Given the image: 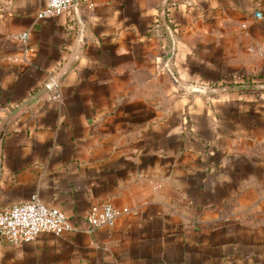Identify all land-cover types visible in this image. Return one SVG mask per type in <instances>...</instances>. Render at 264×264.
Listing matches in <instances>:
<instances>
[{"label": "crops", "instance_id": "crops-1", "mask_svg": "<svg viewBox=\"0 0 264 264\" xmlns=\"http://www.w3.org/2000/svg\"><path fill=\"white\" fill-rule=\"evenodd\" d=\"M47 6L0 0V129L67 71L7 126L0 209L38 194L77 228L0 237V264H264V89L186 90L264 84V0Z\"/></svg>", "mask_w": 264, "mask_h": 264}, {"label": "built area", "instance_id": "built-area-1", "mask_svg": "<svg viewBox=\"0 0 264 264\" xmlns=\"http://www.w3.org/2000/svg\"><path fill=\"white\" fill-rule=\"evenodd\" d=\"M78 9L79 0H48L47 8L39 13V17H55L74 10L78 11ZM15 39L26 45L27 52L34 53L35 49L28 46L29 30L15 35ZM58 84L59 82L52 86L50 93ZM208 88H215V86L196 84L189 85L186 90L192 93H206ZM50 95H53L55 99L61 98L59 92ZM116 215L115 207L111 203H105L99 207H92L86 218L92 228H97L103 225H113ZM76 228L64 211L46 205L38 194H33L23 203L0 209V237L14 245L33 241L40 233H53L60 236L64 231Z\"/></svg>", "mask_w": 264, "mask_h": 264}, {"label": "water", "instance_id": "water-1", "mask_svg": "<svg viewBox=\"0 0 264 264\" xmlns=\"http://www.w3.org/2000/svg\"><path fill=\"white\" fill-rule=\"evenodd\" d=\"M164 12V11H163ZM164 23L166 24V21L164 20ZM167 25V24H166ZM170 30V29H169ZM171 31V30H170ZM83 45L82 42L79 43V47L77 49V52L75 53V59L78 58L79 54H80V48ZM76 61V60H75ZM67 73V71H64L62 74H59L58 76H56L53 81H51L47 86H45L43 89L39 90L36 94H34L28 101H26L25 103H23L22 105H20L19 107H17L15 110H13L9 116L7 117V119L3 122L2 127L0 129V143L2 141V138L4 136V133L7 129V126L9 125V123L12 121V119L19 113L21 112L25 107H27L29 104H31L32 102L36 101L38 98H40L42 95H44L45 93L50 92L52 86H54L55 83L60 82L61 79L65 76V74ZM233 89H264V84H260V85H249V84H242V85H231V86H226V87H215V88H208L206 90V93H217V92H224V91H228V90H233Z\"/></svg>", "mask_w": 264, "mask_h": 264}, {"label": "trees", "instance_id": "trees-1", "mask_svg": "<svg viewBox=\"0 0 264 264\" xmlns=\"http://www.w3.org/2000/svg\"><path fill=\"white\" fill-rule=\"evenodd\" d=\"M248 82H250V83H251L252 81L250 80V81H248ZM262 82H263V81H262Z\"/></svg>", "mask_w": 264, "mask_h": 264}]
</instances>
